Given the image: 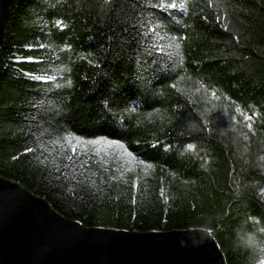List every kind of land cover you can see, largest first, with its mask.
Here are the masks:
<instances>
[{"label":"trees","instance_id":"1","mask_svg":"<svg viewBox=\"0 0 264 264\" xmlns=\"http://www.w3.org/2000/svg\"><path fill=\"white\" fill-rule=\"evenodd\" d=\"M0 177L87 228L205 229L264 264V0H14Z\"/></svg>","mask_w":264,"mask_h":264},{"label":"water","instance_id":"2","mask_svg":"<svg viewBox=\"0 0 264 264\" xmlns=\"http://www.w3.org/2000/svg\"><path fill=\"white\" fill-rule=\"evenodd\" d=\"M14 0H0V50ZM0 264H228L205 229L87 228L0 177Z\"/></svg>","mask_w":264,"mask_h":264},{"label":"rangeland","instance_id":"3","mask_svg":"<svg viewBox=\"0 0 264 264\" xmlns=\"http://www.w3.org/2000/svg\"><path fill=\"white\" fill-rule=\"evenodd\" d=\"M240 117L243 119V117H244L243 114H240ZM242 119H239V122H242V124L244 125L243 126V130H242V133H243L244 136H246V133L249 131L250 127L247 124H245L243 122L244 120H242ZM237 130H240V128L237 127Z\"/></svg>","mask_w":264,"mask_h":264},{"label":"snow or ice","instance_id":"4","mask_svg":"<svg viewBox=\"0 0 264 264\" xmlns=\"http://www.w3.org/2000/svg\"><path fill=\"white\" fill-rule=\"evenodd\" d=\"M173 7H175V5H173ZM73 151H75V150H73Z\"/></svg>","mask_w":264,"mask_h":264}]
</instances>
